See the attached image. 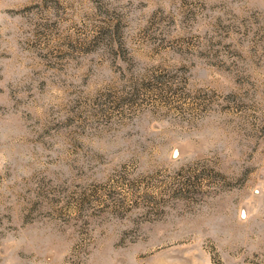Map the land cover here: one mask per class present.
<instances>
[{"label": "rangeland", "instance_id": "1", "mask_svg": "<svg viewBox=\"0 0 264 264\" xmlns=\"http://www.w3.org/2000/svg\"><path fill=\"white\" fill-rule=\"evenodd\" d=\"M0 264H264V0H0Z\"/></svg>", "mask_w": 264, "mask_h": 264}]
</instances>
